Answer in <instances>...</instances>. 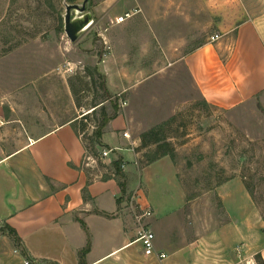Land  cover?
<instances>
[{
	"label": "rangeland",
	"instance_id": "1",
	"mask_svg": "<svg viewBox=\"0 0 264 264\" xmlns=\"http://www.w3.org/2000/svg\"><path fill=\"white\" fill-rule=\"evenodd\" d=\"M209 1L89 0L93 24L71 43L64 32L65 5L83 0H0L4 98L12 92L34 91L37 100L31 94L30 102L51 114L65 110L68 114L71 95L77 132L88 152L101 123L100 109L87 120L81 117L109 97L103 103L107 114L112 116L113 105L118 104L119 114L135 135L165 125L163 135L176 151L174 170L166 161L154 164L143 174L145 188L140 189L166 211L178 210L184 200L187 230L198 222L223 221V206L212 192L236 176L255 208L251 211L249 206L250 218L256 214L264 222V109L258 100L232 112L207 107L179 62L217 34L220 19L210 12ZM126 14L130 18L115 25V19ZM93 68L104 80L88 75L87 69ZM135 151L141 171L148 167L146 155L154 147L140 150L138 146ZM96 160L94 172L109 175ZM95 165L84 168L92 171ZM126 198L130 213L136 215L135 192ZM21 254L18 243L0 224V264H22ZM260 261L257 256L253 264Z\"/></svg>",
	"mask_w": 264,
	"mask_h": 264
},
{
	"label": "crops",
	"instance_id": "2",
	"mask_svg": "<svg viewBox=\"0 0 264 264\" xmlns=\"http://www.w3.org/2000/svg\"><path fill=\"white\" fill-rule=\"evenodd\" d=\"M209 5L220 19L217 34L179 62L207 107L232 112L258 100L264 109V0H210ZM31 94L36 101L34 91L6 98L0 93V224L20 240L26 253L22 264H253L257 256L264 264V222L256 214L250 218L254 206L240 177L212 192L223 206V221L198 222L187 230L183 197L181 208L166 211L140 189L154 164L166 161L172 172L174 164L165 157L138 171L140 137L124 115L104 128L100 149L110 151L100 159L107 170L117 160L123 166L122 195L115 180L103 181V174L94 172L97 165L84 168L86 148L74 128L72 96L68 114H51L30 102ZM132 192L135 201L140 196L152 209L145 220L155 235L151 258L137 241L138 224L126 198ZM159 254L166 259L159 260Z\"/></svg>",
	"mask_w": 264,
	"mask_h": 264
},
{
	"label": "trees",
	"instance_id": "3",
	"mask_svg": "<svg viewBox=\"0 0 264 264\" xmlns=\"http://www.w3.org/2000/svg\"><path fill=\"white\" fill-rule=\"evenodd\" d=\"M67 1L74 2L76 0H67ZM87 71H88L89 76H94V74H97L99 77H101L104 80V77L101 76L95 68L87 69ZM103 88H104L105 93H108V90L106 89L104 83H103ZM109 99L110 97L107 98L106 100H109ZM106 100H103L100 103L96 104L92 108L93 111L91 113L82 115L81 117V119L87 120L90 115H93L97 111V109H100V114H101L102 119L94 135L93 145H92L90 152H88V149L85 146L86 153L94 159H98V158L100 159L99 150L101 148H104V146L101 143V138H102V133H103L104 128L107 126V124L110 121L114 120L119 114V107H118V104L116 103L113 105V112H114L113 115L109 116L107 114V110L105 108V105L103 104L105 103ZM77 122H78V117L74 119V128L76 129V131H77V128H76ZM163 126L165 125L157 126L149 130L148 132L141 134L140 136V150L149 149L150 147H154V151L149 152L146 155L148 166L165 157H169L172 162H174L176 159V151H175L174 146L171 143H169L163 135V132H162V130L164 129ZM108 171H110L109 175L108 174L103 175L102 180L103 181L112 180V179L115 180L121 190L122 195H124L126 193V180H125L126 177L122 170L121 162L119 160L112 162L111 168L108 169ZM117 203L118 204L121 203V199H118ZM81 224H82V227L86 230L85 225L83 223ZM6 228L8 230L9 235L14 239V241H16V243H18L19 248L22 251V256H24L25 258L26 253L20 246L19 244L20 240L18 239L15 231L9 228L8 226H6ZM89 249H90V243L88 242L86 249L82 251V256H84L89 251ZM258 258L261 259L260 256H258ZM260 264H262V261H260Z\"/></svg>",
	"mask_w": 264,
	"mask_h": 264
},
{
	"label": "built area",
	"instance_id": "4",
	"mask_svg": "<svg viewBox=\"0 0 264 264\" xmlns=\"http://www.w3.org/2000/svg\"><path fill=\"white\" fill-rule=\"evenodd\" d=\"M130 18V15L126 14L122 17L115 19V25H121L125 23V21ZM211 41H214V38H211ZM68 72L72 71V69H68ZM2 126V122L0 119V127ZM125 138H128V134L123 135ZM110 151L103 150L100 154V159H105L108 157ZM85 164L86 167H90L91 164H96L97 160L92 158L90 155L86 154L85 156ZM123 168V166H122ZM141 197L137 196L136 199V206L138 207L137 214L135 215V220L138 224V231H137V241L140 242L141 247L143 249V253L146 257L151 258L154 256L155 253V235L154 233L145 225V220H148L152 217V209L150 205L146 201H140ZM159 260L166 259V255L159 254L158 256ZM24 264H28L27 261H25Z\"/></svg>",
	"mask_w": 264,
	"mask_h": 264
},
{
	"label": "water",
	"instance_id": "5",
	"mask_svg": "<svg viewBox=\"0 0 264 264\" xmlns=\"http://www.w3.org/2000/svg\"><path fill=\"white\" fill-rule=\"evenodd\" d=\"M88 5L89 0H83L81 4L65 5L64 32L71 43H75L93 24V16L87 11Z\"/></svg>",
	"mask_w": 264,
	"mask_h": 264
}]
</instances>
